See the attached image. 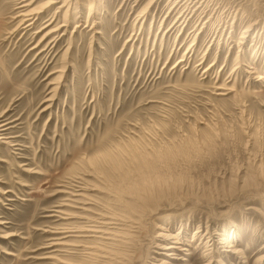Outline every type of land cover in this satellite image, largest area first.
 Instances as JSON below:
<instances>
[{
  "label": "rangeland",
  "instance_id": "1",
  "mask_svg": "<svg viewBox=\"0 0 264 264\" xmlns=\"http://www.w3.org/2000/svg\"><path fill=\"white\" fill-rule=\"evenodd\" d=\"M30 1L0 0V264H264V0Z\"/></svg>",
  "mask_w": 264,
  "mask_h": 264
},
{
  "label": "bare ground",
  "instance_id": "2",
  "mask_svg": "<svg viewBox=\"0 0 264 264\" xmlns=\"http://www.w3.org/2000/svg\"><path fill=\"white\" fill-rule=\"evenodd\" d=\"M32 1L33 0H31L28 4H30V3H32ZM71 1V0H70ZM153 2V1H152ZM53 3H56V1H54V0H51L48 4H53ZM69 4V3H68ZM190 5V4H189ZM22 6H24V5H22ZM47 6V5H46ZM186 6H188V5H186ZM42 8H44V7H42ZM190 8V7H189ZM42 10V9H41ZM40 10V11H41ZM40 11H38V12H40ZM91 13V12H90ZM35 13H34V11H31V10H29L28 12H25V13H20V15L22 16V19H21V23H27L23 28H25V29H27V28H29L30 26H32V24H34V20L36 19V17H35V15H34ZM19 15V16H20ZM20 22H19V25L21 24ZM41 30V29H40ZM39 30V31H40ZM52 30V29H51ZM55 31V30H54ZM54 31H46L44 34H43V37L42 38H40L41 40H39L38 42H41L44 38H45V36H49L50 34H52V32H54ZM39 44V43H38ZM258 80H264V76L262 75V76H260L259 78H258ZM6 124V123H5ZM5 124H0V134H1V132H3L5 129H4V125ZM7 128V127H6ZM81 180V179H80ZM70 182V181H69ZM78 182V181H77ZM81 183V182H80ZM85 183V182H84ZM84 183H82V185L84 184ZM72 184V183H71ZM70 184V185H71ZM78 184V183H77ZM75 185H76V183H75ZM79 186V188L78 189H76V190H74V188H73V192H69L70 193V195L72 196V195H80L81 197H85L86 199H87V196L85 195V194H83V193H81V191L83 190V189H85V187L84 186ZM65 186V185H64ZM73 187V186H72ZM89 187V186H88ZM87 187V188H88ZM76 188V187H75ZM65 189V188H64ZM67 189V188H66ZM65 189V191L63 190V192H66L67 190ZM86 191V190H85ZM78 197V196H77ZM68 198V197H67ZM73 198V197H72ZM70 199V198H69ZM75 199V198H74ZM76 202H77V204H86L85 202H82V200L81 199H77L76 200ZM67 203V202H66ZM74 203V202H73ZM88 204V203H87ZM69 206H71L70 204H68ZM75 207V206H74ZM64 211V210H63ZM72 211V210H71ZM62 212V211H61ZM68 212V211H67ZM66 212V213H67ZM104 212V211H103ZM65 213V212H64ZM75 214V213H74ZM73 214V215H74ZM105 214V213H104ZM105 215H107V214H105ZM114 215V214H113ZM58 216V215H57ZM63 216V215H62ZM71 216V215H70ZM77 216V215H76ZM67 217V216H66ZM107 217V216H106ZM62 218V217H61ZM64 218V217H63ZM70 218V217H69ZM94 218V217H93ZM111 218V217H110ZM65 219V218H64ZM112 220L114 219V218H111ZM68 220V219H67ZM92 220H94V219H92ZM116 220V219H115ZM109 221V220H108ZM89 222V221H88ZM98 222V221H97ZM104 222V221H103ZM102 221H101V223H103ZM113 223H114V221H113ZM109 224V223H108ZM95 225V224H94ZM92 226V225H91ZM81 227V226H80ZM124 227V226H123ZM103 228V226H100V227H98V229H96V230H91V231H95V232H100V233H102V234H104V233H106L107 231H105L104 229H102ZM108 228V227H107ZM70 230H71V227L69 228ZM77 229H79V228H77ZM94 229V228H93ZM59 230V229H58ZM58 230H57V232H58ZM84 230L86 231V230H88V229H85L84 228ZM109 230H111L110 228H109ZM56 231V230H55ZM68 230H67V227H66V230H64V232L66 233ZM80 231V230H79ZM81 231H82V229H81ZM52 232H54V231H52ZM61 232V231H60ZM59 232V233H60ZM63 232V233H64ZM74 232V231H73ZM75 232H78L76 229H75ZM115 232V231H114ZM63 233H61V234H63ZM108 233V232H107ZM60 234V235H61ZM101 234V235H102ZM197 234H200L199 236H198V238H200V242L199 243H202V241L203 240H205V238H206V243H208L209 245H210V247L208 248L209 250L210 249H212V247L214 248L215 247V234L213 235V233H211L208 229H207V231H201V229H197L196 230V232H195V235H197ZM68 235V234H67ZM90 235V234H89ZM96 235V234H95ZM94 235V236H95ZM111 236L113 235V234H110ZM62 236V235H61ZM60 236V237H61ZM66 236V235H65ZM76 236V235H75ZM79 236V235H78ZM106 236V235H105ZM109 236V235H108ZM57 238V237H56ZM56 238H54V239H56ZM104 238V237H103ZM106 238H109V237H106ZM171 238H176V235H172V237ZM53 239V238H52ZM110 239V238H109ZM222 240H223V243H227L226 244V247H232L233 245L231 244V242L229 241V239L228 238H221ZM60 240V239H59ZM112 240V239H111ZM115 240V239H114ZM57 241H58V239H57ZM108 242V241H107ZM106 242V243H107ZM110 242V241H109ZM117 242V241H116ZM175 243H177V240L176 241H174ZM52 243V242H51ZM62 243V242H61ZM61 243H59V244H61ZM125 243V242H124ZM57 244H58V242H57ZM93 244V243H92ZM66 245H68V244H66ZM50 246H52V245H50ZM49 246V247H50ZM63 246V245H62ZM95 246V245H94ZM88 247V246H87ZM91 247H92V245H91ZM104 247V246H103ZM92 248H94V247H92ZM98 248V247H97ZM166 248H178L177 246H174V245H168ZM227 249V248H226ZM91 251V250H90ZM101 251V250H100ZM234 253H238L239 251L238 250H232ZM89 252V251H88ZM92 254H94V253H92ZM101 254H103V253H101ZM169 254V253H168ZM175 254V252H172L171 254H169L170 256H172V255H174ZM240 254H242V253H238V255H240ZM260 260H262L263 261V263H264V254L260 257ZM217 262H219V261H217ZM173 264V263H172Z\"/></svg>",
  "mask_w": 264,
  "mask_h": 264
}]
</instances>
